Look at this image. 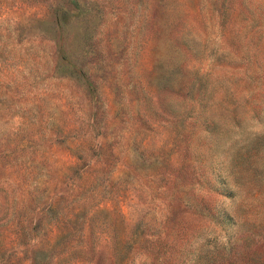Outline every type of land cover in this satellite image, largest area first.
<instances>
[{"label":"rangeland","instance_id":"1","mask_svg":"<svg viewBox=\"0 0 264 264\" xmlns=\"http://www.w3.org/2000/svg\"><path fill=\"white\" fill-rule=\"evenodd\" d=\"M0 264H264V0H0Z\"/></svg>","mask_w":264,"mask_h":264}]
</instances>
